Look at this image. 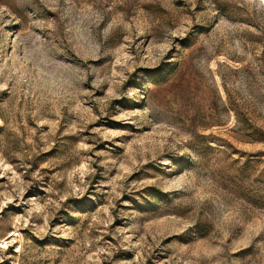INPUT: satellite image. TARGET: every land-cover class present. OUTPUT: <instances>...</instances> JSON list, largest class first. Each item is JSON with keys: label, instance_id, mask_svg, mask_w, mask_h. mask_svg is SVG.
I'll use <instances>...</instances> for the list:
<instances>
[{"label": "rangeland", "instance_id": "1", "mask_svg": "<svg viewBox=\"0 0 264 264\" xmlns=\"http://www.w3.org/2000/svg\"><path fill=\"white\" fill-rule=\"evenodd\" d=\"M0 264H264V0H0Z\"/></svg>", "mask_w": 264, "mask_h": 264}]
</instances>
